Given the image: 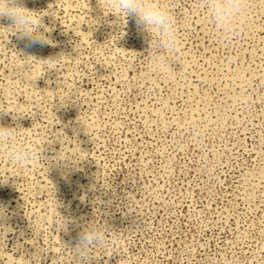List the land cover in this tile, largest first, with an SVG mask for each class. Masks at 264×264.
Returning a JSON list of instances; mask_svg holds the SVG:
<instances>
[{
    "label": "rangeland",
    "instance_id": "374dc122",
    "mask_svg": "<svg viewBox=\"0 0 264 264\" xmlns=\"http://www.w3.org/2000/svg\"><path fill=\"white\" fill-rule=\"evenodd\" d=\"M20 2L52 43L0 28V125L36 151L0 149V264H78L92 220L115 245L91 264H264V0L228 41L200 0H162L182 51L148 78L150 37L105 0Z\"/></svg>",
    "mask_w": 264,
    "mask_h": 264
},
{
    "label": "clouds",
    "instance_id": "9594fccd",
    "mask_svg": "<svg viewBox=\"0 0 264 264\" xmlns=\"http://www.w3.org/2000/svg\"><path fill=\"white\" fill-rule=\"evenodd\" d=\"M200 7L206 11L215 29V35L228 41L235 37L239 26L246 22L248 4L246 0H200ZM105 7L112 13L127 22L131 17L135 20L137 28L146 33L149 40L147 49L145 78L153 72H164L170 68L169 57L179 54L181 38L171 3L162 0H105ZM7 18L11 28L19 38L26 39L30 44H50L51 40L40 31L42 16L27 9L20 0H0V19ZM57 59L49 58L52 64ZM3 111V110H2ZM5 112V111H4ZM0 149L8 164L14 167L30 166L36 159L33 142L21 139L20 127H7L0 125ZM6 217V210L0 206V220ZM66 221L60 225L65 227ZM110 229L101 226L93 220L82 225L77 246L73 249L78 264H91L93 253L96 250H107L115 245L109 240ZM27 264H38L39 255L26 259Z\"/></svg>",
    "mask_w": 264,
    "mask_h": 264
}]
</instances>
